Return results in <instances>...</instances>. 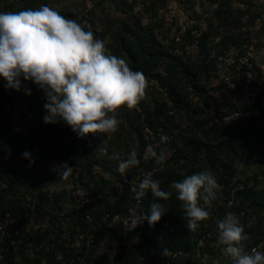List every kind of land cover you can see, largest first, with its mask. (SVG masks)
Segmentation results:
<instances>
[{"label": "trees", "instance_id": "16d2710c", "mask_svg": "<svg viewBox=\"0 0 264 264\" xmlns=\"http://www.w3.org/2000/svg\"><path fill=\"white\" fill-rule=\"evenodd\" d=\"M231 1H220V8L216 12L219 24L213 27L212 23H209L208 28L201 31L198 36L192 34L191 30L182 32L180 28L176 30L178 33H173L172 24L163 16H157V12L168 3V0H154L153 5L144 12H137L134 4H129L128 0H87L86 13L82 17L74 12L70 14L63 10L59 11L62 16L76 20L86 31L93 32L96 39L103 41L106 54L110 51L109 55L123 58L133 71H140L146 78L155 80L160 92L169 99V101H160L154 98L156 106L151 108L145 96V99L139 103L138 110H130L126 106L121 109L122 116L127 118L134 127L131 134H126L124 137L125 140L130 137L128 139L131 146L127 148L129 149L127 153L135 149L140 160V164L134 168L139 166L158 168L154 180L159 181L162 190L171 193L167 201H160L167 209L162 219L155 226H150L146 220L144 227L145 236L158 256H164L165 248L182 250L188 255L193 254L199 238L205 234H212L209 240L211 243L208 241L210 244L205 253L210 255L222 253V246H216L217 221L232 211L246 212V217L241 224L249 236V240L245 242L247 252H250L251 244L258 242L262 234L263 197L255 186L234 192L233 177L238 174L239 162L251 161L248 158H252L255 149L263 155V158H252V161L264 169V151L255 148V143L264 145V102L255 106L239 104L236 92L228 87L221 76L223 65L217 56L232 45L240 46L251 54L253 50L257 56H260L258 49L254 50L251 46L254 44V36H261L264 31H251L246 36L235 35L233 29L241 25L242 18L246 15H250L251 24L258 21L264 22V19L261 13L254 12L250 8L235 11L230 7ZM32 3L36 4L37 9L42 5L52 8L50 0H10L9 11H21ZM116 11H120L121 14L113 18V12ZM165 24H168V29H164ZM163 31L166 33L163 34ZM177 47L182 49L183 55L176 53ZM253 61L258 72L255 83L262 86L264 91L263 73L259 65L261 61L255 57ZM238 80L239 85L245 82L243 78ZM25 87L30 88L32 95L36 97L33 107L42 132L40 133L41 142L34 145L43 150V153L39 155L40 158L44 161L46 156L57 154L71 167L81 165L79 181L90 189L93 196L99 194L102 196L99 203L92 206L93 209L96 208L94 211L96 215L108 211L126 210L132 201L129 187L123 183L122 174L118 171L119 161L115 160L116 163L113 164L112 159L107 158L108 154L117 153V140H110L112 136L107 138L104 133L103 137L99 132L78 138L77 134L63 121L45 124L43 117L46 114L44 109L46 100L43 90L39 89L35 83L22 79L21 91L24 96L28 95L24 91ZM5 95L6 89L0 85V107L4 106ZM196 97L200 99L196 100ZM219 99L223 100V109L214 113L218 109ZM9 118L11 117L6 115V125L0 126V161L4 164H6L5 157L11 149L19 148L22 152L29 151L20 136L9 137ZM163 118H168V121L164 122ZM183 118L188 119L185 121ZM214 118L220 119L214 121ZM145 124L154 131V135L146 137ZM161 135L168 137L167 142H161ZM103 141L109 146L105 153L102 152L105 155L102 156L103 163H101L100 151H97L96 146ZM148 145L152 146L157 153L165 149L168 159L162 165H157L152 158L145 161L143 157ZM92 151L95 152L92 154ZM66 154H70L71 157H65ZM120 155L121 159L128 157L125 154ZM97 164L110 170L117 167L120 180L128 192L126 201L113 203L109 200L104 188L100 187V180L95 179L94 168ZM132 170L129 169V173ZM205 170L214 175L220 185V192L218 199L208 209L209 219L201 222L197 230L192 232L186 227L181 201L178 200V194L171 185L173 181H182L188 175ZM28 171L29 168L26 169V172ZM17 172L18 170L0 169V201L5 209L13 212V238H18L15 228L21 232L22 259L16 258L10 246L5 260L0 264H67L68 253L64 251L61 244L56 242L61 236L60 232L56 231V238L51 239L47 232L42 233L34 228L28 229L30 225L28 210L16 190L21 185L31 183L19 182L14 178ZM87 174L88 179H86ZM256 174L259 175V172ZM256 174L245 178L244 182L248 184L251 180L258 181ZM3 182L7 183V187L3 186ZM39 187L41 202L37 206V211L41 215L48 210V193L42 191V185ZM233 193L235 201L229 205ZM152 200L149 190L143 203V215L150 214L149 205ZM56 206L60 210L63 209L58 199ZM70 211L69 216L74 221L70 226L71 230L74 231L77 225L86 227L83 212L80 211L75 221L73 217L78 212L74 209ZM102 230L95 248L100 239H108L111 246L113 243L117 245V253L113 258L106 250L98 256L95 264H144L140 262L139 251L134 246V231L126 230L123 226L114 228L104 226ZM30 245L37 249V252L33 257L28 258L25 249H28ZM56 250L63 252L62 258H57Z\"/></svg>", "mask_w": 264, "mask_h": 264}, {"label": "clouds", "instance_id": "9594fccd", "mask_svg": "<svg viewBox=\"0 0 264 264\" xmlns=\"http://www.w3.org/2000/svg\"><path fill=\"white\" fill-rule=\"evenodd\" d=\"M0 77L6 81V88L17 91L22 89V79L35 83L45 94L43 122L63 121L78 138L97 132L110 138L118 131V110L124 106L138 110L147 88L142 72L133 71L123 58L106 54L104 42L96 39L93 32L46 5L36 10L0 12ZM24 91L32 94L30 88L25 87ZM167 140V136L161 135V142ZM22 156L30 161L28 167L34 165L29 151L25 150ZM111 158L119 161L118 171L122 175L140 164L135 149L127 159H121L120 153H113ZM143 158H152L162 165L168 156L165 149L157 153L149 146ZM54 171L60 179L67 180L73 167L65 163ZM171 187L181 201L187 229L195 232L201 222L209 219L208 209L218 199L220 185L205 170L173 181ZM149 190L153 200L144 220L155 226L167 212L160 201H167L171 193L162 190L159 181L150 176L132 189L137 200ZM132 223L139 225L135 218ZM217 226L216 246H222V254L231 264H264V252L256 248L251 252L245 250L249 236L236 214L228 212L217 221ZM168 254L165 248L163 255Z\"/></svg>", "mask_w": 264, "mask_h": 264}, {"label": "built area", "instance_id": "2783aa9c", "mask_svg": "<svg viewBox=\"0 0 264 264\" xmlns=\"http://www.w3.org/2000/svg\"><path fill=\"white\" fill-rule=\"evenodd\" d=\"M134 1L135 10L137 12H144L147 8L153 5L154 0H130ZM250 15H246L242 18V23L239 27L233 29L235 35L244 34L248 35L251 31H264V22L258 21L251 24ZM168 29V24H165V28ZM166 33L163 31V34ZM176 53L183 55V51L180 47L176 48ZM219 62L223 65L221 76L228 87L235 91L237 94L238 102L241 105L255 106L260 102H264V91L262 86L257 85L255 82V76L257 70L253 61V56L250 52L245 51L240 46L232 45L231 47L223 50L217 56ZM238 78L245 79V82L239 85ZM264 82V81H262ZM7 94L3 107H0V126L6 125L5 116L9 115L11 118H17L15 121H10L8 126V135L13 138L20 136L25 141V147L34 155L42 154V148L34 145L41 142L40 133L42 129L35 116L33 104L36 101L35 95L23 96L20 101V113L18 116L14 113L13 97ZM257 113V111H254ZM146 137L154 135V131L145 124ZM150 145L147 146V148ZM146 148V150H147ZM255 148H259L264 151V145L255 143ZM22 151L19 148L11 149L5 157L6 164L0 161V169L20 170L23 165ZM253 159H262L263 155L256 151H253ZM65 157H71L70 154H66ZM62 162H65L64 159ZM58 165L50 155L45 158V166L42 167L39 163H34L29 168V171L22 173V177L19 179L15 177L19 182L29 181L31 184L21 185L16 190V193L20 194L25 206L27 207V214L30 218V225L28 229L40 230L42 233H49L51 239L56 238V231L61 233L57 244H61L64 251L68 253L67 264H95L100 250L99 244L95 248L99 234L103 231L102 228L123 226L126 230L134 231L133 241L135 248L139 251L138 258L140 262L144 264H192L196 262L198 264L208 263V254L205 250L211 242L212 234H205L199 238L197 248L193 254L188 255L182 250H169L167 256H158L151 245V242L147 240L144 227L146 220L142 213L143 203L145 196L137 200L135 193L132 191L134 187L138 188L139 183L145 178L150 176L155 179L158 168H148L144 166L137 167L131 173L128 170L122 175L123 183L129 187L132 201L127 206L126 210L121 212H104L99 215L94 213L95 209L93 205L99 203L102 196H93L90 193V189L83 185L79 181L81 173V165H76L69 178L72 180L70 189L71 207L70 209L77 210V215H74V219L79 217L80 211L83 212V218L86 222V227L77 225L76 229L71 230L70 226L74 222L70 218V209H59L56 206L57 198L54 193L47 195L48 197V210L39 215L37 206L41 202V188L44 177L48 173L56 168ZM17 174V173H16ZM72 177H75V182ZM245 179L238 174L233 177L234 192L244 190L246 188L255 185V182L251 180L245 183ZM5 183V182H4ZM43 191V190H42ZM146 195V194H145ZM235 201L234 193L232 199L229 201L231 205ZM236 214L243 223L246 217L245 211H232ZM133 218L138 222V226H134L132 223ZM14 224L13 212L5 209L0 201V263L5 260L6 254L10 250V246L18 260L22 259L20 254L23 238L20 236V231L15 228V233L18 238H13L12 225ZM31 224H34L33 226ZM29 231V230H28ZM20 236V237H19ZM210 243H209V242ZM95 248V249H94ZM256 248L258 251L264 252V222L262 224V234L258 242L251 244V249ZM62 253L59 250L55 251L58 259L62 258ZM218 255V254H217ZM221 256H224L220 253ZM225 257V256H224ZM189 258V259H188ZM226 260L223 264H230V259L225 257ZM191 260V262L189 261Z\"/></svg>", "mask_w": 264, "mask_h": 264}, {"label": "rangeland", "instance_id": "374dc122", "mask_svg": "<svg viewBox=\"0 0 264 264\" xmlns=\"http://www.w3.org/2000/svg\"><path fill=\"white\" fill-rule=\"evenodd\" d=\"M86 1L87 0H50L52 8L54 10L58 12L63 10L64 12H70V14H73L74 12L75 14L79 15V17H82L83 14L86 13L85 12ZM220 1L221 0H191V1L190 0H168V3L157 12V16H160V15L163 16L167 21L170 22V24H172L173 33L175 32L178 33V31L176 30L180 28L182 32H184L185 30L187 32L191 30L192 34H195L196 36H198L201 33V31H204L205 29L208 28L209 23H212L213 27H217V25L219 24V19L216 17V12L220 8ZM1 2L9 3L10 0H2ZM128 3L134 4V1L128 0ZM230 7L235 9V11L245 10L247 8L253 9L254 12L261 13L262 18L264 19V0H232ZM113 13H114L113 18H116L117 16L121 14L120 11L118 12L116 11ZM101 14L102 13L100 12V15ZM253 41H254V44L251 46V48H253L254 50L258 49L260 56H257L253 50H252V56L255 57L257 60L261 61L259 65L262 69V73H264V33L261 34V36H258V35L254 36ZM108 54H110V51H108ZM146 80H147L146 98L148 101V105L151 108L156 106L154 102V98H158L160 101H169V99L166 96H163V94L160 92V89H158V86L155 80L151 79L150 77H147ZM5 84H6V81L0 77V85L6 88ZM9 92L10 93L6 92V94L8 93L9 95H11V93H13L12 95L14 97H18V99L24 96L21 90L17 91L15 89H10ZM18 99L16 100L17 104L20 102L18 101ZM195 99L199 100L200 98L196 97ZM237 102H238V98H237ZM13 103H15V101H13ZM169 106H170V103H169ZM217 106H218L217 107L218 109L214 111V113H218V110L223 109L224 104H223L222 99H219ZM121 109L122 107L118 110V116H117V119L120 121L118 131L111 134L112 137L110 138V140L111 139L113 141L117 140V147H116L117 153L121 152L120 154L128 155L130 153H127L129 151V149L127 148H130L131 146L129 142L130 140L128 139L130 137L127 138L128 141L125 140L124 137L126 136V134L128 135L131 134V131L134 129V127L130 124V121L127 118L122 116ZM170 113H173V111H170ZM185 115L188 116L187 114ZM183 119L186 121L188 118H183ZM214 119H215L214 121H216L220 118H214ZM163 120L164 122H167L168 118H163ZM104 134L102 133V136L107 135L106 133ZM108 146L109 145L105 143V141H103V143L100 142L96 146L97 151H100V158L102 160L101 163H103L102 156L105 155V154H102V152L105 153ZM94 152L95 151H92V154ZM168 154H170V152ZM51 157L55 159L57 165L58 163L63 161V158L60 155L54 154ZM111 157L112 155L108 154L107 158L112 159ZM115 160L116 159H112L113 164L116 163L117 160L116 161ZM248 160H253V159L249 157ZM135 169L136 168L134 167L130 168V170L132 171H134ZM81 172H82V169H81ZM256 172H259V175L255 173L258 176V181L253 180L255 182L254 186L257 188V190L260 192L261 196L264 199V169L262 167L261 168L258 167V171ZM94 174H95V179L100 180L99 181L101 183L100 187L104 188L111 202L115 203V202H119V201L122 202V201L127 200L126 198L128 197V192L126 191L125 186L120 180V175L117 172V167H115V169L110 170V169H104L102 165L97 164L94 168ZM72 178L75 182L76 181L75 177H72ZM86 179H88V174L86 175ZM19 191H20V188H19ZM62 205L64 204L62 203ZM31 225L33 226L34 224H31ZM112 245L113 246L110 245V242L108 241V239H100L99 254H102L107 250L111 253V256L114 258L117 253V245L114 243ZM25 251H26L25 253L28 256V258H31L36 254L37 249H35L34 247L30 245L28 249L27 248L25 249ZM225 260L226 258L224 256H220V254L219 256H213V255L208 254L207 264H223ZM192 264H198V263L192 262Z\"/></svg>", "mask_w": 264, "mask_h": 264}, {"label": "crops", "instance_id": "0c3cea01", "mask_svg": "<svg viewBox=\"0 0 264 264\" xmlns=\"http://www.w3.org/2000/svg\"><path fill=\"white\" fill-rule=\"evenodd\" d=\"M1 1L2 0H0V12H10L9 11V3H7V2L4 3ZM27 9L36 10L37 9L36 4L32 3V4L28 5L23 10H27ZM262 75H263V79H264V73ZM5 89H6V92L10 93L9 92L10 89H8V88H5ZM12 94L13 93H11V95ZM13 98L15 100L14 113L16 114V116H18L20 113V110H21L20 102L18 104L16 103V100L18 99V97L13 96ZM9 119L12 122V120L15 121L17 118H9ZM34 160H35V163L36 162L39 163L42 167L45 166V160L43 161L42 158H40L39 154L34 155ZM29 163H30V161L23 157L22 168L20 170H18L15 177L20 179L22 177V173H24V171H26V169L28 167L27 165H29ZM65 163L66 162L58 163V166L54 169H57L59 166L65 164ZM258 167H259L258 164L252 160L249 162L241 161L240 164L238 165V175L244 179L251 177V176H254L256 171H258ZM54 169L51 170L48 173V175H46L44 177V180L42 183V190L48 194L54 193L55 197L59 200L60 204L61 205H62V203L64 204V205H62L63 209H68L71 207L70 189H71V185H72V180L69 177L67 180L60 179V176L58 175L57 171H54ZM2 184L4 187H7V183L3 182ZM213 256H219V254L218 255L216 254Z\"/></svg>", "mask_w": 264, "mask_h": 264}]
</instances>
